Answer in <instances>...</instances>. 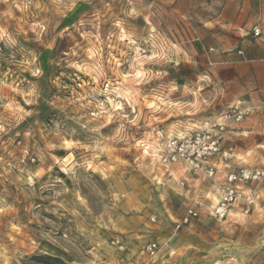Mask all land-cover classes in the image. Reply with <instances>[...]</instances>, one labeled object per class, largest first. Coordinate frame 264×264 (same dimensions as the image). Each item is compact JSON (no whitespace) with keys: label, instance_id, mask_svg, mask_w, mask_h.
<instances>
[{"label":"rangeland","instance_id":"1","mask_svg":"<svg viewBox=\"0 0 264 264\" xmlns=\"http://www.w3.org/2000/svg\"><path fill=\"white\" fill-rule=\"evenodd\" d=\"M249 31L264 0H0V264H264V183L251 213L176 231L210 184L155 158L234 104L264 125ZM249 150L232 168L264 170Z\"/></svg>","mask_w":264,"mask_h":264},{"label":"built area","instance_id":"2","mask_svg":"<svg viewBox=\"0 0 264 264\" xmlns=\"http://www.w3.org/2000/svg\"><path fill=\"white\" fill-rule=\"evenodd\" d=\"M254 34L260 37L263 32L257 27ZM249 112L250 109L241 103L234 104L221 115L203 122L195 130L168 138L158 147L155 158L160 167L161 179L166 182L174 180L184 189L186 181L181 176L180 179L176 178L184 173L202 177L210 184L209 190L190 196L185 215L176 223V231L191 227L203 214L222 222L239 205L244 215L257 207L261 198L258 187L264 183V170L233 169L231 162L236 148L227 146L230 125L242 123ZM180 172L183 173L179 174ZM167 245L168 243L147 244L144 253L152 261L159 257L163 247Z\"/></svg>","mask_w":264,"mask_h":264},{"label":"crops","instance_id":"3","mask_svg":"<svg viewBox=\"0 0 264 264\" xmlns=\"http://www.w3.org/2000/svg\"><path fill=\"white\" fill-rule=\"evenodd\" d=\"M243 44L245 47L240 50L245 52L248 63L253 65L252 63L264 61L263 39H256L249 31L245 32ZM227 140V146L236 148L234 164L237 167V163L242 164L248 158L246 152L248 153L250 148L264 145V125L262 122L231 124Z\"/></svg>","mask_w":264,"mask_h":264},{"label":"bare ground","instance_id":"4","mask_svg":"<svg viewBox=\"0 0 264 264\" xmlns=\"http://www.w3.org/2000/svg\"><path fill=\"white\" fill-rule=\"evenodd\" d=\"M163 261V260H162ZM164 262V261H163ZM163 262H161L160 264H164Z\"/></svg>","mask_w":264,"mask_h":264}]
</instances>
